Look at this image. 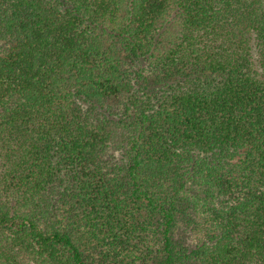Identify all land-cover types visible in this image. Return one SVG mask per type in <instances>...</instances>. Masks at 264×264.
Segmentation results:
<instances>
[{"label": "trees", "instance_id": "obj_1", "mask_svg": "<svg viewBox=\"0 0 264 264\" xmlns=\"http://www.w3.org/2000/svg\"><path fill=\"white\" fill-rule=\"evenodd\" d=\"M0 264H264V0H0Z\"/></svg>", "mask_w": 264, "mask_h": 264}]
</instances>
